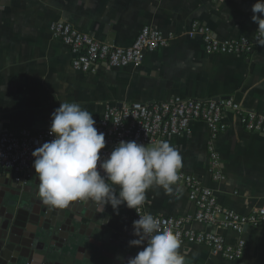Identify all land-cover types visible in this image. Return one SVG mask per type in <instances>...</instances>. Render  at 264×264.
<instances>
[{"label":"crops","instance_id":"obj_1","mask_svg":"<svg viewBox=\"0 0 264 264\" xmlns=\"http://www.w3.org/2000/svg\"><path fill=\"white\" fill-rule=\"evenodd\" d=\"M255 2L0 0V133L49 129L51 114L63 102H77L93 117L101 116L110 105L153 104L175 96L215 102L233 99L247 109L264 110V48L248 56H209L199 37L186 36L191 23L198 21L224 41L252 37L258 28L251 20ZM55 22L69 23L117 47L131 45L145 26L179 36L169 48L147 54L138 69L102 67L97 74L85 75L72 68L68 48L54 39L51 25ZM227 121L230 128L216 144L225 174L220 183L212 179L207 150L210 131L205 124L195 123L190 136L166 141L180 154V169L213 189L224 207L247 215L264 205V136L247 132L233 113H228ZM31 172V180L23 186L25 202L21 204L30 213L41 210L43 203L37 197L34 168ZM14 186L22 187L15 173L0 167V187L14 193ZM172 187L170 194L156 186L146 192L147 209L152 215L176 217L195 212L186 189ZM91 204L93 211L86 212L90 218L82 222V239L85 244L99 243L93 252L106 264H125L143 250V246H130L136 238L134 209L121 205L116 212L108 206L98 212ZM22 218L24 224L28 223L26 215ZM193 228L222 234L230 244L240 239L236 233L208 225L195 224ZM242 238L247 251L238 262L226 261L208 248L189 246L180 251L186 254V264H264V227L249 228ZM91 249L88 245L83 251L75 249L70 259L57 254L50 264H79Z\"/></svg>","mask_w":264,"mask_h":264},{"label":"built area","instance_id":"obj_2","mask_svg":"<svg viewBox=\"0 0 264 264\" xmlns=\"http://www.w3.org/2000/svg\"><path fill=\"white\" fill-rule=\"evenodd\" d=\"M51 31L54 39L68 48L72 56V68L85 75L97 74L102 67L138 69L143 65L147 54L169 48L179 36L176 32H164L145 26L131 45L117 47L65 22L53 23ZM186 36L190 39L199 37L209 56H248L260 48L254 36L224 41L217 38L210 27L198 21L191 23ZM228 113L237 116L247 132L264 136V110L247 109L233 99L215 102L175 96L153 104L131 103L122 108L110 105L101 116L93 118L98 131L105 133L106 147L102 150V155L109 154L121 140H136L152 146L162 140L190 136L195 123L205 124L210 131L207 150L212 179L215 183H220L225 179V174L216 144L230 128ZM52 139L49 129H22L0 133V167L18 174V181L22 186L28 185L32 177L33 151ZM173 186H183L186 189L195 212L176 217L153 215L161 220L162 228L171 229L177 234L181 247L208 248L226 261H241L247 251V244L242 236L249 228L264 227V205L247 215L224 207L213 189L204 185L194 174L182 169H179L178 181ZM146 213H150L147 202L138 211L134 210L133 221ZM195 224L231 231L239 235L240 239L236 244H230L222 234L197 231L193 228Z\"/></svg>","mask_w":264,"mask_h":264},{"label":"clouds","instance_id":"obj_3","mask_svg":"<svg viewBox=\"0 0 264 264\" xmlns=\"http://www.w3.org/2000/svg\"><path fill=\"white\" fill-rule=\"evenodd\" d=\"M251 20L258 25L254 39L264 48V0L252 5ZM93 115L77 102H63L51 114L49 135L32 153L38 180L37 197L50 208L63 209L72 202L91 201L98 212L121 205L138 211L153 186L166 194L178 181L182 158L168 141L145 146L136 140L123 141L107 155L105 133L98 131ZM118 189V191H117ZM130 246L140 247L127 264H186L181 243L171 229L151 213L133 221Z\"/></svg>","mask_w":264,"mask_h":264},{"label":"water","instance_id":"obj_4","mask_svg":"<svg viewBox=\"0 0 264 264\" xmlns=\"http://www.w3.org/2000/svg\"><path fill=\"white\" fill-rule=\"evenodd\" d=\"M15 177L18 179L19 175ZM19 185L22 186L20 182ZM14 189V193H10L0 187V264H50L57 254L70 259L75 249L83 251L86 245L92 247L91 253L85 260H79V264H106L93 252L99 243L85 244L82 239V222L90 218V213L86 212L93 211L92 202L76 201L63 209L41 203V210L30 213L21 205L25 202L23 186H14ZM70 214L77 217H69ZM24 215L28 220L26 224L22 222Z\"/></svg>","mask_w":264,"mask_h":264}]
</instances>
